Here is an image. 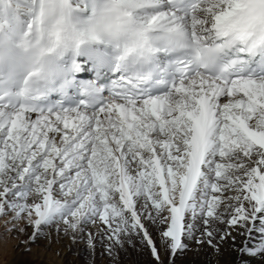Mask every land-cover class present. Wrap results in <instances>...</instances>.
<instances>
[{
  "label": "snow or ice",
  "instance_id": "6c2138e0",
  "mask_svg": "<svg viewBox=\"0 0 264 264\" xmlns=\"http://www.w3.org/2000/svg\"><path fill=\"white\" fill-rule=\"evenodd\" d=\"M0 216L264 264V0H0Z\"/></svg>",
  "mask_w": 264,
  "mask_h": 264
},
{
  "label": "bare ground",
  "instance_id": "6f19581e",
  "mask_svg": "<svg viewBox=\"0 0 264 264\" xmlns=\"http://www.w3.org/2000/svg\"><path fill=\"white\" fill-rule=\"evenodd\" d=\"M49 231L52 232L51 240L45 237L30 243L33 246L29 256L22 255L19 248L15 250L11 245L0 243V264H86L81 259L82 247L75 250L68 236H58L54 231ZM30 232L31 229L25 231L27 235ZM246 259H249V264H258V258ZM90 261L89 256V264ZM94 264H112V262L102 255V249L98 247ZM119 264H152V259L147 249L137 243L135 247L125 245L124 250L120 252ZM175 264H240V260L232 252L230 245H225L221 254L217 256L207 245L197 246L193 243L190 244L189 250L177 255Z\"/></svg>",
  "mask_w": 264,
  "mask_h": 264
},
{
  "label": "rangeland",
  "instance_id": "374dc122",
  "mask_svg": "<svg viewBox=\"0 0 264 264\" xmlns=\"http://www.w3.org/2000/svg\"><path fill=\"white\" fill-rule=\"evenodd\" d=\"M7 220L8 217L0 216V243H2V245H9V246L11 245L13 246L12 248H14L15 250L19 248V251H21L22 255L29 256V254L31 253L30 251L32 249L31 246L33 245L30 244V246H27L28 244L23 243V241L27 240V234L26 233L20 234L17 232L9 231L8 229L11 227V225L5 222ZM26 229H31V228L28 227ZM73 245L75 250H77L78 247L83 248V252H82L83 256L81 259L86 264H89V253L88 250L85 248L83 242L73 243Z\"/></svg>",
  "mask_w": 264,
  "mask_h": 264
}]
</instances>
